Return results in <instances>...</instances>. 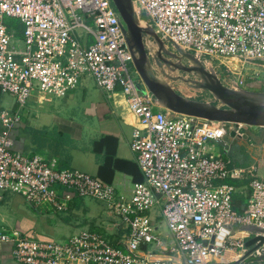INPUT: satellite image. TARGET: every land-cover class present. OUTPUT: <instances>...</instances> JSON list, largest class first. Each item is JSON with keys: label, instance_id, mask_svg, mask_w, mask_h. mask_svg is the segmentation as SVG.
<instances>
[{"label": "built area", "instance_id": "1", "mask_svg": "<svg viewBox=\"0 0 264 264\" xmlns=\"http://www.w3.org/2000/svg\"><path fill=\"white\" fill-rule=\"evenodd\" d=\"M131 1L142 27L197 58L264 67V0ZM122 28L112 0H0V93L15 99L10 108L0 105V201L11 194L64 213L73 199L91 198L124 231L114 241L87 228L55 242L0 225V246L9 244L18 264H264V242L245 246L260 234L239 229L264 231V181L250 172L249 201L238 213L228 181L241 173L212 150L229 132L242 137L251 127L161 108L134 80ZM86 77L102 92H120L138 120L129 148L141 181L127 196L97 177L14 150L12 133L32 94L63 97ZM231 84L244 88L237 77ZM227 255L238 258L222 260Z\"/></svg>", "mask_w": 264, "mask_h": 264}, {"label": "crops", "instance_id": "2", "mask_svg": "<svg viewBox=\"0 0 264 264\" xmlns=\"http://www.w3.org/2000/svg\"><path fill=\"white\" fill-rule=\"evenodd\" d=\"M232 64L238 67L237 61ZM83 82L77 90L57 97L60 105L50 106L49 97H38L39 104H49L34 115L27 113L24 124L15 128L14 150L55 161L60 169L72 168L97 177L114 185L118 194L127 196L132 185L139 182L135 178L140 170L129 148L131 134L139 126L138 120L120 92L105 93L87 80ZM245 135L246 140L226 136L219 143H213V148L222 144L219 155L227 157L232 168L241 173L240 178L228 181L236 189L233 206L238 213L245 211L249 201L250 172L264 181V139L260 140L264 138V128H250ZM8 195L11 194H4L0 201L1 225L7 228L18 229L42 241L63 242L87 228L105 231L114 241L123 238L119 220L100 202L106 211L103 214L82 207L75 209V201L83 198L73 199L66 212L53 213L27 206L22 198L14 195L10 201ZM162 235L168 237L164 227ZM232 259L222 257L226 261ZM0 264H18L12 258L9 244L0 246Z\"/></svg>", "mask_w": 264, "mask_h": 264}, {"label": "water", "instance_id": "3", "mask_svg": "<svg viewBox=\"0 0 264 264\" xmlns=\"http://www.w3.org/2000/svg\"><path fill=\"white\" fill-rule=\"evenodd\" d=\"M112 2L123 22L122 31L132 55L136 73L141 83L161 108L174 114L209 122L264 128V91L234 89L225 86L212 67H205L199 58L190 52H185L177 44L169 40H162L152 28L142 27L134 12L131 0H112ZM145 37L151 39L155 45L154 52L150 56L146 50ZM169 43L172 44V48L168 46ZM150 57L157 66L163 62L175 70L179 69L191 74L195 80L184 78L181 80L192 83L193 86L191 87L196 91H204L210 94L211 101L192 100L180 95L167 81L156 76ZM167 57L176 58L179 64L169 62ZM182 60L186 61L187 65H183ZM227 137L234 139L239 136H236L232 131L228 133ZM242 138L246 140L248 137L243 135ZM239 229L251 234H260V236L248 240L245 244L246 247L249 248L259 242L258 246L264 242L263 230L250 226H240ZM257 246L249 250L246 256Z\"/></svg>", "mask_w": 264, "mask_h": 264}, {"label": "rangeland", "instance_id": "4", "mask_svg": "<svg viewBox=\"0 0 264 264\" xmlns=\"http://www.w3.org/2000/svg\"><path fill=\"white\" fill-rule=\"evenodd\" d=\"M12 23H15V22H12ZM144 42H145L146 50L150 56L154 52L155 45L153 44L151 39H147L146 37L144 39ZM168 46L172 48V44L169 43ZM185 52H187V51H185ZM199 60L201 61V63L205 67H212L215 70V72H216L218 78L221 80V82L229 88H231V85H232L231 82L235 81L236 77L243 80V81H245V80H247V81L248 80H259V79L264 78V67H261V66L255 65V64L254 65H252V64H246V65L238 64V68L233 69L232 66H230V64H232L236 61L231 60V59L227 60V62L224 63L223 59L220 57L211 58V57L204 56V57L199 58ZM132 71H133V69H132ZM178 73L179 72H175L174 74L177 75ZM179 74H181V73H179ZM237 74L239 76H237ZM133 77H134L135 82L138 83L140 80L139 77L137 75H135V73L133 74ZM84 80H87L89 82L88 84H91V86H93L94 88L99 90L97 88V86L95 85L94 81L90 78H87V77L83 78L80 81L76 90L80 87L81 83ZM172 85L176 86L175 90L180 95H182L188 99L207 101V102L211 101V96L207 92L196 91L192 88H188V87H186L185 84H183L181 82H176V83H173ZM251 87H255V85L253 84ZM244 89L250 90L249 87L246 88L245 86H244ZM251 91H254V90L251 89ZM40 96H44V98H46V99L49 97L52 100L50 102V106L54 103L59 104L58 102L61 101L60 99H57V97H55V96L39 95L37 93H33L31 98L28 100L25 108L21 112L22 113V123L27 119V117H26L27 113H30V115H34L41 110L40 108H44L45 106H47L49 104V103L45 104V105L39 104L37 99ZM14 102H15V99L13 97L9 96L8 94H1L0 93V105L3 108H10ZM251 129H254V128H251ZM130 139H131V137H130ZM263 139L264 138H260L261 141ZM222 148H223L222 144H220V145L217 144L215 146V148H213V151L216 155H218V154H221ZM70 169H72V168H70ZM260 173L261 172H259V174ZM14 196H16V195H14ZM12 197L13 196L8 195V199H11L10 201H12ZM17 197H19V196H17ZM23 202L25 203V201H23ZM75 202H76L75 209L82 207L83 209L89 210L90 212L95 213V214H97V213L103 214L104 212H106L105 208L103 207L102 204H100L94 200L88 199V198L77 199ZM27 206H29V205H27ZM1 224H2V222L0 220V225ZM1 226H3V225H1Z\"/></svg>", "mask_w": 264, "mask_h": 264}, {"label": "flooded vegetation", "instance_id": "5", "mask_svg": "<svg viewBox=\"0 0 264 264\" xmlns=\"http://www.w3.org/2000/svg\"><path fill=\"white\" fill-rule=\"evenodd\" d=\"M167 59H168L169 62H172L174 64H179L178 63L179 61L176 58L167 57ZM150 60H151V64H152V67H153V71L156 74V76H158L162 80L167 81L174 88H176V86H174L172 84L176 83V82H181V83L185 84L186 87L192 88L191 87V86H193L192 83H190V82L186 83V82L181 80V78H184V79H187V80H195V78L191 74H188V73H186V72H184L182 70H179V69L175 70L174 68H171L169 66V64L167 65V64H165V63H163L161 61H160L161 62L160 66H157L155 64L154 60L152 59V57H150ZM181 62H182L183 65H187L186 61L184 62V60H182ZM175 72H179L181 74L178 73L177 75H175L174 74Z\"/></svg>", "mask_w": 264, "mask_h": 264}, {"label": "trees", "instance_id": "6", "mask_svg": "<svg viewBox=\"0 0 264 264\" xmlns=\"http://www.w3.org/2000/svg\"><path fill=\"white\" fill-rule=\"evenodd\" d=\"M258 64H263V62H257ZM255 85V87H251L252 85ZM244 86L246 88H250V90H254V91H264V78L263 79H259V80H245L244 81ZM139 174V173H138ZM141 176V173L140 175H137V177L135 178L137 181H141V179H139Z\"/></svg>", "mask_w": 264, "mask_h": 264}, {"label": "bare ground", "instance_id": "7", "mask_svg": "<svg viewBox=\"0 0 264 264\" xmlns=\"http://www.w3.org/2000/svg\"><path fill=\"white\" fill-rule=\"evenodd\" d=\"M230 66H232L233 69H236L238 68L236 64H231ZM223 258H227V259H232L233 260H236L238 258V255H227V256H223Z\"/></svg>", "mask_w": 264, "mask_h": 264}]
</instances>
